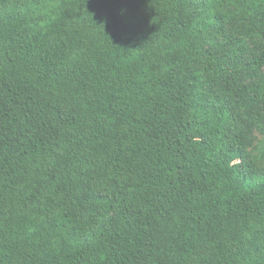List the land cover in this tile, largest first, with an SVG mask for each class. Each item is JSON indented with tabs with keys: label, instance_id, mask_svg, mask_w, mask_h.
<instances>
[{
	"label": "trees",
	"instance_id": "16d2710c",
	"mask_svg": "<svg viewBox=\"0 0 264 264\" xmlns=\"http://www.w3.org/2000/svg\"><path fill=\"white\" fill-rule=\"evenodd\" d=\"M263 66L264 0H0V264H264Z\"/></svg>",
	"mask_w": 264,
	"mask_h": 264
},
{
	"label": "rangeland",
	"instance_id": "374dc122",
	"mask_svg": "<svg viewBox=\"0 0 264 264\" xmlns=\"http://www.w3.org/2000/svg\"><path fill=\"white\" fill-rule=\"evenodd\" d=\"M239 30L242 32V39L244 40L245 50L247 53L244 55L245 61H250L251 54L255 50L256 39L250 38L248 34V26L250 23L248 22H239L238 24ZM260 72L264 73V66L261 68ZM259 134H255V140L250 148L247 150L246 161L251 162L253 166L258 167L264 163V158L255 150V146L257 141L260 139Z\"/></svg>",
	"mask_w": 264,
	"mask_h": 264
}]
</instances>
